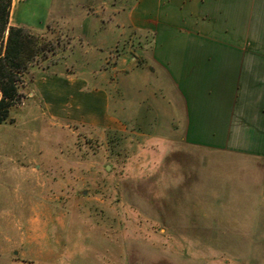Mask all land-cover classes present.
<instances>
[{
    "label": "rangeland",
    "instance_id": "1",
    "mask_svg": "<svg viewBox=\"0 0 264 264\" xmlns=\"http://www.w3.org/2000/svg\"><path fill=\"white\" fill-rule=\"evenodd\" d=\"M28 1L8 23L48 50L0 124V264H264V165L194 151L181 177L141 129L139 0ZM41 76L103 91L116 125L51 118Z\"/></svg>",
    "mask_w": 264,
    "mask_h": 264
},
{
    "label": "crops",
    "instance_id": "2",
    "mask_svg": "<svg viewBox=\"0 0 264 264\" xmlns=\"http://www.w3.org/2000/svg\"><path fill=\"white\" fill-rule=\"evenodd\" d=\"M22 6L19 16L27 15ZM138 6L129 24L146 42L140 102L149 112L140 114V126L162 137L167 152L182 154L178 176L192 174L194 151L264 165V0H139ZM40 78L51 118L116 125L103 91L85 92L83 79Z\"/></svg>",
    "mask_w": 264,
    "mask_h": 264
},
{
    "label": "trees",
    "instance_id": "3",
    "mask_svg": "<svg viewBox=\"0 0 264 264\" xmlns=\"http://www.w3.org/2000/svg\"><path fill=\"white\" fill-rule=\"evenodd\" d=\"M12 0H0V124L20 101L19 85L35 58L48 50L44 39L28 29L9 25Z\"/></svg>",
    "mask_w": 264,
    "mask_h": 264
}]
</instances>
